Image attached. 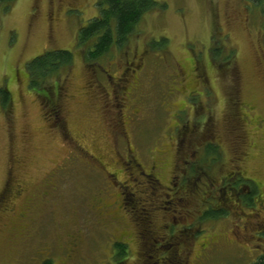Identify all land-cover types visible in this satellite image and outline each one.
Here are the masks:
<instances>
[{
    "label": "rangeland",
    "instance_id": "1",
    "mask_svg": "<svg viewBox=\"0 0 264 264\" xmlns=\"http://www.w3.org/2000/svg\"><path fill=\"white\" fill-rule=\"evenodd\" d=\"M158 1L164 7L146 13L123 47L90 62L75 38L97 0L0 4V87L9 94L7 105L0 98V191L8 179L22 188L13 212H0V264H158L176 246L182 264L264 256V204L232 191L225 200L219 189L239 172L264 196V14L248 0ZM57 49L73 61L47 82L63 94L55 114L26 63ZM209 139L218 145L204 157ZM125 145L158 178L154 190L135 172L127 179ZM208 205L225 214L204 216ZM153 239L161 250L142 259ZM116 241L127 248L118 259Z\"/></svg>",
    "mask_w": 264,
    "mask_h": 264
},
{
    "label": "trees",
    "instance_id": "2",
    "mask_svg": "<svg viewBox=\"0 0 264 264\" xmlns=\"http://www.w3.org/2000/svg\"><path fill=\"white\" fill-rule=\"evenodd\" d=\"M14 0H0L3 8L6 7ZM255 6H260L264 14V0H248ZM97 14L91 17L85 25L80 26L76 33L75 43L83 50V60L86 62L95 61L99 57L109 52L113 47L121 48L127 42L129 36L135 31L137 24L141 18L148 12L155 9H161L164 4L158 0H97ZM165 39L161 37L158 41L159 48L165 45ZM218 50V49H216ZM228 58L225 57L224 61ZM73 61V54L66 49L45 50L41 54L36 55L26 63V71L29 76V84L35 90L43 92V98L50 99L52 93L59 92V83L50 84L47 82L53 76L60 74V70L69 67ZM58 85V86H57ZM47 86V89L45 87ZM54 87V88H53ZM51 88L54 91H51ZM50 91V92H49ZM0 98L3 105H7L9 94L6 87H0ZM52 102V101H51ZM50 102V104H51ZM51 107L54 108V105ZM54 113L58 114L56 108ZM216 151L214 144H207L205 153L212 154ZM204 155V157L206 156ZM225 186L232 188L238 187V183L250 184L252 189L256 190V184L246 178L229 184L226 180ZM227 184V185H226ZM240 189V188H239ZM231 192V190H230ZM232 193V192H231ZM246 197H244L245 200ZM245 205H253L252 201L247 197ZM225 214L210 208L204 211V216H218ZM115 258H122L127 253L126 243L116 241L114 243ZM180 260L169 261L165 264H182ZM42 264H51L49 259L44 260ZM147 264V263H144ZM152 264V262L150 263ZM162 264V263H158ZM249 264H264V256L249 263Z\"/></svg>",
    "mask_w": 264,
    "mask_h": 264
},
{
    "label": "flooded vegetation",
    "instance_id": "3",
    "mask_svg": "<svg viewBox=\"0 0 264 264\" xmlns=\"http://www.w3.org/2000/svg\"><path fill=\"white\" fill-rule=\"evenodd\" d=\"M52 94L53 95H51L50 99H47V102H51L52 101V103H54V108L53 107L51 108L52 111L55 112L54 109L56 108V111L59 113L57 105H60V100L62 99L61 96L63 94H61L60 92L59 93L57 92L55 94L52 93ZM231 116H232V120L234 119V121H236V123H237L238 136H239V138H241L242 136H241V133H240V126H238V120L239 119H238V117H236L237 120L235 119V112L233 114L231 113ZM236 123H235V126H236ZM203 124H205L207 126L206 129H207V131H209V133L207 135H209V136L212 135V138H215L214 133L216 131H215V127L214 126L212 127L213 123L210 121V118L205 117ZM211 131H214V132L211 133ZM236 138H237V136H236ZM210 143L218 145L217 141H215V140L214 141H210V139H209L207 142H205L204 143V148H203L205 155H206L205 149L207 148V144H210ZM118 155H119L118 157H119V159L121 161L120 164L123 166V169L126 172L127 179H129L131 181V179L137 178V184L141 185L142 182L138 180V177L146 178L147 180H144V181L146 183V186H148L147 191L155 189V187L153 185V184H155V182L152 181L149 172H145L143 169H141V165L138 162H136L134 160V158H132L128 154L126 145H125V156L121 155L120 153H118ZM207 155H209V154H207ZM97 160L99 161V159H97ZM99 162H101V161H99ZM101 165H102V169L106 171V174H112L113 175V172L108 171L107 168H106V165L104 163H102ZM134 172H135V176L136 177L133 176V178H130V175L132 173L134 174ZM231 178H233L234 181H237L240 178H244V175H242L239 172H238V174L234 173V172H227L226 175L221 177V181L223 182V184H222V186H220L219 189H220V194L224 195L223 199H225V200L229 199V201H230V199H232L231 196L227 198V193H228V191L230 193V190H231L232 191V195L235 196L233 198V200H235V198H236L239 201L246 202L247 197H248L249 200L252 201L253 205L254 204H258V206L259 205L262 206L264 204V196L260 192V190H259V188H258L256 183H255L256 184V190L252 189V186L250 184L242 183L244 185L245 189H246V192H244L245 194H242V192H241L242 188L239 189V187H237V186H234L232 188H230L229 186L228 187L225 186V182H227L226 180L229 181ZM149 180L151 181V184H150ZM115 181L119 182L120 188H122V187H124L123 189L126 188V186L123 184L122 181L120 182L116 178H115ZM156 181L158 183V184L157 183L156 184L159 186L160 182H159L158 178L156 179ZM21 193H22L21 186L17 182H15V180L8 179L7 182L4 184L3 189H1V191H0V212L12 211L13 210V208H12L13 200H15L18 196H20ZM118 193L122 194V191L120 190ZM147 193H148V195L147 194L146 195L149 197V192H147ZM244 197H246L245 200H244ZM122 199H123V196H122ZM150 200L151 199L149 197L147 201H150ZM210 207L211 206H209V205L205 206L204 211H207L208 208L210 209ZM19 217L21 218L22 216L19 215ZM150 222L152 223L153 221L151 220ZM147 229H148L147 225H145V227H142L143 231L142 232L140 231V232H141V234L143 236L145 234L147 235L149 233L147 231ZM156 241H157V239L154 240L153 243H149V245H151L148 248L149 251L140 254L142 256V259L143 258L146 259L147 257L148 258L154 257V255L152 253H150V252H153V248L158 247V250H161V246L157 245ZM147 244H148L147 241L144 242V245L146 247L148 246ZM76 245H77V243H76L75 238L72 239L71 241H69V251L72 252ZM168 246H172V243L171 244L168 243ZM204 247H205V245H203V248ZM161 253H163V252H161ZM201 256L202 255H197L198 258H201ZM155 258L157 260H159L162 264H165V263H168L169 261H174V260H180V261L184 262V258L181 256L180 251L177 249V246L175 248H173L172 250H170V251L168 250L165 254H162L161 257L155 256Z\"/></svg>",
    "mask_w": 264,
    "mask_h": 264
}]
</instances>
